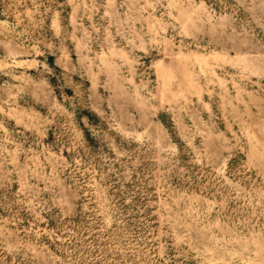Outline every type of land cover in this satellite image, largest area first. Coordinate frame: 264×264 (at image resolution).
I'll list each match as a JSON object with an SVG mask.
<instances>
[{"label":"rangeland","instance_id":"rangeland-1","mask_svg":"<svg viewBox=\"0 0 264 264\" xmlns=\"http://www.w3.org/2000/svg\"><path fill=\"white\" fill-rule=\"evenodd\" d=\"M0 264H264V0H0Z\"/></svg>","mask_w":264,"mask_h":264}]
</instances>
